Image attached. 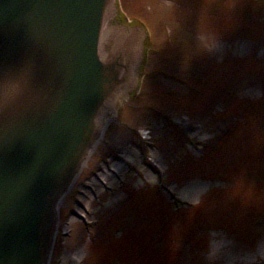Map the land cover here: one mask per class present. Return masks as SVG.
I'll return each mask as SVG.
<instances>
[{"label":"rangeland","instance_id":"obj_1","mask_svg":"<svg viewBox=\"0 0 264 264\" xmlns=\"http://www.w3.org/2000/svg\"><path fill=\"white\" fill-rule=\"evenodd\" d=\"M120 2L123 12L131 19H145L150 26H154V30L159 26H170L171 31L168 32L173 40L176 39V47L187 50L189 45L199 44L205 50L202 51L205 55L200 54L199 59V53L191 48L184 57H177L178 60L168 59L176 49L172 41H161V34L164 33L158 30L154 45L159 46L162 42L166 47L165 53L171 54L164 53L165 57L160 59L152 56L146 70L164 72L174 65L172 68H178L179 75L193 74L197 62H204L205 65L223 62V69L211 74L206 84L195 79L191 81L193 87L203 94L190 92L189 98L184 100L180 98L181 91L170 88L167 82L155 84L153 81L151 88L163 93L165 86L166 90L174 93V97L167 99L160 93L157 96L149 94L154 99L145 103L155 106L162 113L172 112L179 118L186 117V128L190 125L202 128L192 133V138L210 142L211 148L205 154L189 149L187 153L190 155L186 156V160L181 153L182 160L177 158L162 162L165 180L176 185L180 192L177 196L188 197L197 204L182 209L181 214L177 213L164 196H155V189H129L132 185L142 187V182L134 172L125 173L127 185L117 199L127 200L106 211V208L94 206L91 196L89 201L84 199L85 206L94 212L92 218L102 223L99 231L93 232V241H89L83 224L79 221L74 223L76 220L71 219L74 223L72 239H67L62 247L61 241L57 243L52 264H264V227L255 229V226L264 223V50L258 47L264 43V19L244 21L254 15L243 12L255 6H251V0ZM156 14L157 20L153 19ZM182 35L187 42H179ZM241 36L251 37L248 41L238 40L237 43L221 41V37L232 39ZM251 42H255L256 47ZM186 57L192 59H183ZM248 68L252 69V75H246ZM151 76L159 75L155 73ZM197 82L200 88L195 85ZM188 103L190 107L186 108L184 104ZM149 109L151 111L146 115L153 118L156 110ZM137 116L140 117L139 114ZM143 119L137 122L127 114L125 122L139 127ZM153 127V136L160 138L169 129L168 121L156 122ZM117 128H110L105 135L84 170L76 191L85 185L83 181L93 173V169L101 168L106 155L118 160L122 153L118 154L117 150L127 154L138 165V170L145 173L138 151L132 148L131 135L127 130ZM161 147L164 152L168 148L173 149L171 143L162 140ZM194 154L201 159L193 156L192 159ZM193 186L197 187L194 189ZM73 194L64 204L62 219L76 197V193ZM114 199L110 196L109 201ZM76 209L81 215L85 214L82 209ZM209 229L219 232L208 234ZM210 237H217L218 241ZM74 244L77 249L72 254ZM75 255L80 257V262ZM234 255L237 258H233Z\"/></svg>","mask_w":264,"mask_h":264},{"label":"water","instance_id":"obj_2","mask_svg":"<svg viewBox=\"0 0 264 264\" xmlns=\"http://www.w3.org/2000/svg\"><path fill=\"white\" fill-rule=\"evenodd\" d=\"M115 0H0V264H48L58 208L144 32Z\"/></svg>","mask_w":264,"mask_h":264},{"label":"bare ground","instance_id":"obj_3","mask_svg":"<svg viewBox=\"0 0 264 264\" xmlns=\"http://www.w3.org/2000/svg\"><path fill=\"white\" fill-rule=\"evenodd\" d=\"M176 88H177V87H176ZM117 166H118V168H119V167H122L121 164H118ZM116 170H117V169H116ZM100 177L103 178V179H105V178L107 177V171L104 170V171L100 174ZM153 178H154V177H153ZM153 178H152V179H153ZM155 179H156V178H155ZM190 193H191V192H190ZM187 195H189V193H188ZM216 250H218V249L216 248ZM248 256H250V254H248ZM76 258H77L78 260L80 259L79 256H76ZM233 258H237V257L234 255Z\"/></svg>","mask_w":264,"mask_h":264}]
</instances>
